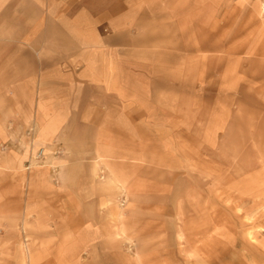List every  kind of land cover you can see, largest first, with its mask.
<instances>
[{
  "label": "crops",
  "instance_id": "1",
  "mask_svg": "<svg viewBox=\"0 0 264 264\" xmlns=\"http://www.w3.org/2000/svg\"><path fill=\"white\" fill-rule=\"evenodd\" d=\"M162 2L0 0V182L25 200L24 263L96 264L122 238L117 200L160 182L158 137L173 115L160 119L159 102L176 97L171 71L190 69L160 60L185 22ZM41 148L60 153L26 169Z\"/></svg>",
  "mask_w": 264,
  "mask_h": 264
},
{
  "label": "rangeland",
  "instance_id": "2",
  "mask_svg": "<svg viewBox=\"0 0 264 264\" xmlns=\"http://www.w3.org/2000/svg\"><path fill=\"white\" fill-rule=\"evenodd\" d=\"M158 6L185 19L175 23V48L160 60L190 69L171 71L176 97L159 102L160 119L164 111L173 115L172 128L160 127L158 137L167 161L156 167L160 182L117 200L126 211L122 238L99 248L96 264H264V0ZM37 152L26 169L60 153L36 159ZM49 177L59 184L56 166ZM6 187L0 182V264H28L24 217L16 212L25 202L6 198ZM12 238L18 243L8 245ZM88 256L83 250L80 263Z\"/></svg>",
  "mask_w": 264,
  "mask_h": 264
},
{
  "label": "built area",
  "instance_id": "3",
  "mask_svg": "<svg viewBox=\"0 0 264 264\" xmlns=\"http://www.w3.org/2000/svg\"><path fill=\"white\" fill-rule=\"evenodd\" d=\"M43 155H44V149H38V152L35 154V158L36 159H39V158H41V157H43Z\"/></svg>",
  "mask_w": 264,
  "mask_h": 264
}]
</instances>
